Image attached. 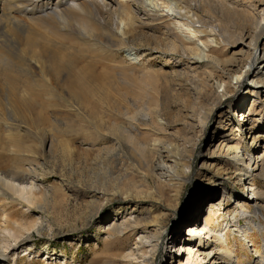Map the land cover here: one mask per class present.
<instances>
[{"label": "bare ground", "instance_id": "bare-ground-1", "mask_svg": "<svg viewBox=\"0 0 264 264\" xmlns=\"http://www.w3.org/2000/svg\"><path fill=\"white\" fill-rule=\"evenodd\" d=\"M130 1L137 4L144 3L143 0ZM174 1V3L168 1L169 11L174 15L175 25L179 27L178 29L184 36L188 37L184 40L179 38L177 35L179 33H173L171 36L162 35L160 38H155L156 47L153 48V52L163 56H175L176 60L174 61L177 64L185 62V68L179 74V79L182 80L183 88L189 98L186 105V117L197 122L190 123L195 130L197 129L192 135L194 137H180V146L165 141L163 139L165 137H152L150 140L140 141L134 136V132L137 130L133 131V126L129 121V130L121 127L115 129L114 127L108 132L114 136L112 140L115 145L113 143L99 150L100 153L110 158L118 149L123 148V144L131 155L135 154L134 149H138L141 154L138 157L140 161L134 160L138 161L135 172L140 181L149 182L148 179L155 181L156 202H163V191L172 189L175 192L178 188L177 183L180 185L187 180L191 170L189 162L191 154L202 138L203 128L209 118L218 115L216 129L219 131L228 129V118L231 115L229 109L224 112L221 110L223 101L235 93L242 78L252 74V67L257 61L260 62L262 71L257 72L250 83L257 92L264 93V0ZM158 20L160 19L150 18L142 22L123 0H0V100L1 96L5 94L4 104L0 103V111L2 106H5L7 120L11 118L28 120L27 122L31 123L30 126L27 124L30 128L29 132L36 137L37 129L34 126L37 125L40 116L34 118L35 115L32 116V113L29 112L27 114V107L24 108L26 103L37 100L36 87L40 89L43 84H46L51 90L65 92L68 89L72 96L69 102L73 101V104L77 103L78 106L86 110L88 109L86 104L88 96L93 97L92 100L100 104L104 103L106 87L95 86L94 88L88 81V76L95 72L91 69L93 66L87 64L79 67L77 61L74 62V57L82 60L90 56V60L96 63L98 58L107 56L113 58L124 47H136L134 45L140 36L139 28H147L148 22ZM192 36L202 40L201 44L206 48L205 52L202 54V51L198 52ZM237 44L242 45V49L228 55L226 51ZM244 47L246 51H244ZM170 60L164 59L166 65L170 64ZM63 80L67 82L62 86ZM180 85H182L181 82ZM95 90H102L100 97H97ZM16 93L19 95L16 96ZM43 93H48L50 97L52 95V91L47 93L43 91ZM247 94H252V91H247ZM245 96L242 100L246 98ZM242 100L238 103V109L242 107ZM253 105L254 102L251 106ZM71 108L73 109V106ZM237 118V130H247L252 133L256 131L259 123L264 121V108H250L247 116L242 113L238 114ZM6 128L8 129V127ZM162 128L164 129L163 124L158 123L150 130L149 134L163 132ZM97 130L101 132L100 134L108 131L103 129L102 125H98ZM97 133L99 134V132ZM111 136L100 138L103 141ZM7 137L14 136L12 133H8ZM251 137H249L251 139L249 149L257 145L260 140L257 133ZM142 138L146 139V137ZM18 146L17 142L10 145L12 148ZM65 152L67 151L65 150ZM214 155L227 158L234 168L232 169V176L235 178L233 183L240 184L244 193L245 190L247 192L246 198H242L245 202L238 201L235 205L238 209L226 214L225 217H230L233 220L235 215L241 212L245 215L250 214L251 218L261 217L264 220V141L253 150L244 153L240 152L238 148L226 147L220 143L211 152L210 157ZM128 156L130 157V155ZM31 158L28 168L24 166H12L10 169L0 167V199H4L9 194L13 201L18 202L19 205L27 206L28 209L39 211L41 214L30 223H22L23 220L21 221L20 217L27 218V216L18 211L10 212L4 223H1L2 218H0V264H9L10 253L17 246L28 243V238L25 237L27 234L37 231L42 236H47L51 232L49 229L50 220L47 218L50 217V210L54 205L57 206L60 203L52 197L51 190H46V188L35 190L34 183L39 181V175H43L38 174L40 166L34 157ZM99 158L98 153L95 155V159ZM132 158L133 156H131ZM100 163L103 164L101 161ZM213 165L207 163L206 167L209 169L207 171L210 173V170H213L212 174L220 175V171L216 170ZM104 174L105 177L109 175L106 172ZM206 178L207 187L217 185L213 177ZM24 180H30L29 187L21 185L24 184ZM59 188L52 187L55 191ZM117 192L125 199H132L135 202H146L153 197V194L143 188L137 190L136 187L131 190L122 187ZM205 192L203 187H199L193 202H190L193 205L189 210V216L194 215L191 223H193L192 227L196 226L191 234L196 236L201 227V232L207 238L211 237L218 247H221L219 253L223 261L216 263L217 258L212 251L203 254V260H206L207 264H240L236 253L226 248L227 235H215L211 231L212 222L217 217L214 208L206 212L207 217L204 221L198 220L201 206L204 205L203 200L207 196ZM87 194L91 199L87 203V208L93 210L89 219H93L103 205L109 202V198L105 197L104 192L101 196L93 190ZM247 200L254 202V210L248 206ZM133 207L136 208V205ZM135 208L131 210L135 211ZM120 214L122 213L118 211L115 218ZM160 214L149 212L147 217L139 216L132 220H130V216L127 219V215H125L120 218L121 222H119L120 219L116 220L112 226L110 223L107 224L108 227L99 225V230L105 234V238H102L105 248L108 249L109 245H122L128 237L135 236L134 250L124 255L123 259L135 262L140 259V264H155L154 258L158 252L160 237L164 229V222L160 223ZM0 217H3V214ZM238 223H241L240 219ZM257 232L263 238L262 247L257 248L256 241L250 243L253 248H256L254 249L257 257L255 264H264V228L258 229ZM178 237L173 236V243H180V237ZM241 238L246 241L247 234L244 232ZM201 239L199 243L202 242ZM31 248L32 246L28 245L23 252L26 254L30 252Z\"/></svg>", "mask_w": 264, "mask_h": 264}, {"label": "rangeland", "instance_id": "rangeland-1", "mask_svg": "<svg viewBox=\"0 0 264 264\" xmlns=\"http://www.w3.org/2000/svg\"><path fill=\"white\" fill-rule=\"evenodd\" d=\"M123 1L142 22L150 18H159L160 20L148 22L147 28H139L140 36L138 35L134 45L136 47H124L113 58L110 56L98 58L96 63L90 60V56L82 60L74 57V62L77 61L79 67L87 64L96 67L91 68L95 72L88 76V81L94 88L95 86L106 87L104 103L100 104L92 100L93 97L88 96L86 98L88 109L86 110L78 106L77 103L73 104V101L69 102L72 96L68 89L65 92L51 90L46 84H43L40 89L36 87L37 100L29 99L33 102L26 103L24 106L25 109L27 107V114L32 113V116L35 115L34 118L40 116L37 125L34 126L37 129L36 137L29 132L30 128L27 124L30 126L31 123L27 122L28 120L22 121L14 118L7 120V111L5 106H2L0 111V167L4 169H10L12 166L28 168L29 160L34 157L40 166L38 174L43 175H39V181L34 183L35 190L38 191L42 188L51 190L49 192L52 193V197L60 202L57 206L54 205L50 210V217L47 218L50 220L49 229L51 232L47 236H42L37 231L27 234L25 237L28 238V243L17 246L10 253L9 264H140V259L136 262L123 259L124 255L134 250L135 236L128 237L122 245H109L107 249L102 241L105 234L99 230V225L106 227L110 223L112 226L116 220L125 215H127V219L130 216V220L139 216L147 217L149 212L161 213L160 223L164 222L158 252L154 258L155 264H207L206 260H203V254L210 253V251L217 258L216 263H221L223 261L219 253L221 247H218L211 237L207 238L201 232V227L200 231L198 230L199 234L197 232L196 236L192 235L196 226L192 227L193 223H191L194 215L189 216V210L193 205L190 202H193L199 187L206 190L205 195L207 196L203 200L204 205L201 206L198 220L204 221L207 217L206 212L214 208L216 216L219 218L216 217L212 222L211 231L213 234L227 235L226 248L236 253L240 264H255L257 257L254 249L256 248H253L250 242L256 241V247H262L263 238L257 231L264 228V220L261 217L251 218L250 214L245 215L241 212L237 213L233 220L230 217H225L226 214L238 209L235 205L238 201H243L242 198H246L247 192L245 190L244 193L240 184L233 183L235 178L232 176V169L234 168L227 158L216 155L210 157V154L220 143L226 147L238 148L240 152L244 153L253 150L264 141V121L259 123L256 131L252 132L253 134L257 133L260 140L251 149L248 147L251 144L249 137H253V134L247 130L241 131L236 128L238 114L244 113V116H247L250 108H264V93L257 92L250 83L256 73L262 71L260 62L257 61L252 67V74L242 78L235 93L223 101L221 110L224 112L229 109L231 115L228 118V129L226 131L216 129L218 115L209 118L203 128L204 134L191 154L189 161L191 170L187 180L183 183L180 182V185L176 182L178 190L176 189L175 192L172 189L163 191V202H156L155 181L152 179H148L149 182L140 181L135 172V167L140 161L138 157L141 154L138 149H134L136 154L134 156L135 154L131 155L123 144V146L121 145L123 148H120L122 151L118 149L110 158L100 153L99 150L113 143L115 145L112 140L114 136L108 132L114 127L115 129L121 127L129 130V121L133 126V131L137 130L134 132V136L140 141L150 140L152 137H165L163 138L165 141L180 146V137H194L192 135L197 129L195 130L190 123L197 122L186 117V105L189 98L183 88L182 80L179 79V74L185 68V62L177 64L174 61L176 60L175 56H163L153 52V48L156 47L155 38H160L162 35L171 36L173 33H179L180 35L177 34L179 38L184 40L188 36H184L178 29L179 27L175 25V19H173L174 15L169 11L168 1L174 3V0H143V4H137L130 0ZM193 40L198 52L202 51V54L206 51V48L201 44L202 40H198V38H193ZM148 45L149 47H147ZM242 47L237 44L226 52L228 55L237 53ZM244 51H246L245 47ZM165 58L171 59L170 64L166 65ZM66 82L63 80L61 85H66ZM43 91L46 93L52 91L51 97ZM247 91H252V94L246 95ZM94 92L97 93V97H100L102 90ZM219 92L221 93L220 90ZM19 93H16V96ZM243 96L246 97L244 100H242ZM4 99L5 94L1 96V104H4ZM240 100H242V107L238 109ZM253 102L254 107L251 106ZM70 106H73V109ZM158 123L163 124L164 131L149 134L150 130ZM98 125H102L103 129L108 131L100 134L101 132L97 130ZM8 133H12L14 137H7ZM108 135L111 138L101 140L100 137ZM142 137H146V139ZM13 142H17L19 146L17 148L10 147ZM127 151L129 154L126 153ZM98 153L100 158L96 160L95 155ZM131 156H133L132 159ZM207 163L214 164L213 167H216L215 169L221 174H212L213 170H210L209 173L207 171L209 169L206 167ZM104 172L109 175L105 177ZM209 176L214 178L216 186L207 187L205 179ZM23 182L24 184H21L23 187L30 186V180ZM52 187L60 188L55 191ZM122 187L129 190L133 187H136L137 190L143 188L153 194V197L146 202L125 199L117 192ZM92 190L97 191L99 196L104 192L105 197L109 198V202L103 205L96 217L89 219L93 210L87 208V203L91 200L87 193ZM247 202L248 206L254 210V202H249V200ZM135 205L136 208L133 207ZM132 208H135V211H132ZM14 211L27 216V218L20 217V220H23L22 223H30L41 215L39 211L19 205L18 202L13 201L9 194L4 199H0V216L3 214V217H0L2 218L1 223H4L8 214ZM118 211L122 214L115 218ZM239 219L241 223H238ZM25 226L27 227V225ZM244 232L247 234L246 241L241 238ZM174 235L180 237H178L180 243H173ZM200 239L201 243H199ZM28 245L32 248L25 254L23 250Z\"/></svg>", "mask_w": 264, "mask_h": 264}]
</instances>
